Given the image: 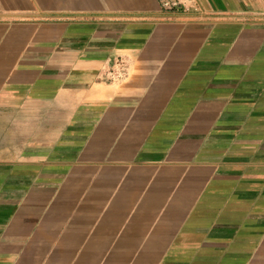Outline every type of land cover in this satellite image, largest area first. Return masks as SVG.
<instances>
[{
  "label": "crops",
  "instance_id": "1",
  "mask_svg": "<svg viewBox=\"0 0 264 264\" xmlns=\"http://www.w3.org/2000/svg\"><path fill=\"white\" fill-rule=\"evenodd\" d=\"M181 2L0 0V264H264V0Z\"/></svg>",
  "mask_w": 264,
  "mask_h": 264
},
{
  "label": "built area",
  "instance_id": "2",
  "mask_svg": "<svg viewBox=\"0 0 264 264\" xmlns=\"http://www.w3.org/2000/svg\"><path fill=\"white\" fill-rule=\"evenodd\" d=\"M160 4L163 10L168 12H173L179 9H184L183 3L181 0H160ZM107 79L111 81L118 80L126 75V62L124 59H116L110 69L105 72Z\"/></svg>",
  "mask_w": 264,
  "mask_h": 264
},
{
  "label": "rangeland",
  "instance_id": "3",
  "mask_svg": "<svg viewBox=\"0 0 264 264\" xmlns=\"http://www.w3.org/2000/svg\"><path fill=\"white\" fill-rule=\"evenodd\" d=\"M105 74L106 73L104 72V73H102L101 76L99 75L98 79L101 80V81H103V82H106V83H113V82H115V81H111L110 79H107L106 76H105ZM126 75H127V73H126ZM126 75L123 76V77H121V78H118L117 81L123 80L126 77Z\"/></svg>",
  "mask_w": 264,
  "mask_h": 264
}]
</instances>
